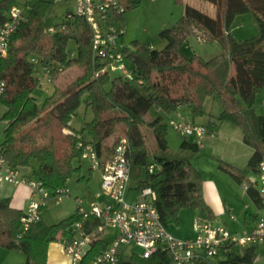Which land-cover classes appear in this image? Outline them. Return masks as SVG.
I'll use <instances>...</instances> for the list:
<instances>
[{"label": "trees", "instance_id": "trees-1", "mask_svg": "<svg viewBox=\"0 0 264 264\" xmlns=\"http://www.w3.org/2000/svg\"><path fill=\"white\" fill-rule=\"evenodd\" d=\"M20 1L0 0V25ZM177 1L185 4V10L165 31L168 46L157 52L139 42L121 48L134 72L130 79L108 69L110 57L95 53L94 31L85 17L75 14L69 18V9L63 22L51 26L47 17L56 0H26L25 17L11 37L7 56L0 61V76L6 80L1 104L7 125L0 143L5 160L21 167L32 166L36 159L35 177L49 189H56L70 184L75 175L78 181L91 177L93 168L89 167V176L82 171L84 149L78 147L80 140L94 147L103 165L114 155L120 139L126 137L131 199H147L143 191L150 187L168 228L180 225L183 209H194L203 218L214 219L215 212L204 196L203 173L192 162L202 149L201 143L184 136L179 150L172 151L170 122L160 113L185 106L194 118L202 117L207 114V99L213 97L221 110L209 116L205 123L209 131L227 122L240 128L243 141L253 148L246 166L223 159L219 166L239 182L247 179L249 195L262 205L259 187L248 174L258 172L264 160V112L255 106L257 95L264 91V0H204L214 6V13L188 0ZM119 2L127 11L141 0ZM125 12L110 16L120 28H125ZM246 12L252 14L258 33L240 39L233 34L232 25L237 15ZM192 34L204 41H217L223 51L210 58L185 55L181 48ZM167 56L172 59L164 62ZM42 67H48L53 89L41 100L34 91L39 85L37 71ZM72 67L81 68V72L68 82L60 81L62 73ZM84 100L94 116L76 129L71 122ZM152 108L156 114L149 120ZM23 215L24 209L12 206L10 198H0V246L25 253V264H47L50 243L71 241L75 237L73 226L82 219L76 208L54 223L43 219L33 222L22 233ZM251 217L256 220L251 213L245 219ZM100 224L95 215L83 220V229L94 233V238L77 264H95L108 247ZM256 257L257 245L252 244L229 253L221 264H253ZM172 263L170 253L157 250L147 257L135 251L122 254L119 264Z\"/></svg>", "mask_w": 264, "mask_h": 264}, {"label": "built area", "instance_id": "built-area-1", "mask_svg": "<svg viewBox=\"0 0 264 264\" xmlns=\"http://www.w3.org/2000/svg\"><path fill=\"white\" fill-rule=\"evenodd\" d=\"M72 1L75 9L70 10L67 16L71 18L78 14L87 19L94 31L95 53L111 58L108 65L110 71L119 72L132 79L134 72L121 50L125 45L118 42V38L122 36V33L124 34L125 29L118 27L110 18L111 13H124L125 6L119 0ZM25 7V4H14L8 12V17L0 25V61L9 52L11 37L25 17ZM198 38L202 40L201 37ZM150 47L154 46L150 45ZM37 73L38 87L41 91H48V84H53L48 67L39 68ZM5 90L6 80L0 76V103ZM170 124L183 136L192 137L199 143L209 132L208 126L203 122H182L171 119ZM82 146L84 149L81 156L82 162L87 160L91 168L98 169L101 172L102 181L101 189L92 199L87 200L82 195L74 197L77 203L76 208L81 213L82 219L73 226L75 237L64 244L66 254L74 263L81 260L94 238V233L87 232L82 227L83 220L88 215L100 218V228L115 229L113 239L104 252L94 260L95 264H119L124 254L121 246L130 243L141 246L143 250L140 253L146 257L157 250L167 251L173 258V264H198L200 261L218 255L221 251L231 253L233 246L264 243V160L260 162L258 169V185L263 203L260 215L250 230L242 234L232 233L224 225L197 215L192 221L194 235L185 238L175 235L171 228L164 224L152 199L155 193L150 187L143 191V195L148 196L147 199H131L129 195L131 166L127 156L126 137L120 139L114 155L103 165L91 144L84 145L80 140L78 147ZM2 182L14 184L25 182L32 189L33 197L24 209L22 217V233L31 223L42 219V212L51 198L72 196L69 184L49 189L40 178L24 176L19 167L11 166L5 160L0 148V183Z\"/></svg>", "mask_w": 264, "mask_h": 264}, {"label": "rangeland", "instance_id": "rangeland-1", "mask_svg": "<svg viewBox=\"0 0 264 264\" xmlns=\"http://www.w3.org/2000/svg\"><path fill=\"white\" fill-rule=\"evenodd\" d=\"M188 1L210 13L215 11L214 6L204 0ZM69 9H75V4L72 0H56L48 14V24L54 26L57 23L63 22L66 18V12ZM184 10L185 4L178 2L177 0H141L137 7L125 12V32L118 38V42L131 47L134 42L146 43L147 45H153L154 47L152 50L157 52L169 45V39L165 35V31L176 24L179 18L183 15ZM232 32L240 39L255 36L258 33V26L254 21L252 14L246 12L237 15L232 25ZM70 43L75 46L73 40ZM181 51L188 56L199 54L205 58H210L219 55L223 51V48L217 41L208 42L199 40L197 35L192 34L189 36L188 41L182 46ZM171 59V56H167L164 59V62H169ZM80 72L81 68L79 67L69 68L62 73L60 81L68 82L74 79ZM52 89L53 84H48V91H41L38 87L34 93L42 100L52 91ZM263 99L264 91L258 94L255 104L257 111L260 113L264 112ZM217 104L221 109L220 103L217 102ZM206 108L210 110L209 103H206ZM4 111L5 107L0 103V143L5 137L4 130L7 125V121L2 117ZM160 113L169 122L171 119L182 122H187L193 119L192 112L185 106L182 107L180 114L174 111L170 113L163 110H161ZM155 114L156 108H152L147 115V119H152ZM93 116L94 112L92 108L87 107L86 101L84 100L73 117L71 122L72 126L76 129H81L85 122L90 121ZM200 120L205 121L206 118ZM183 137L184 136L176 130L172 124H170L168 141L172 151L179 150ZM150 140V144H152L153 136ZM202 145V149L195 154L192 162L197 168L201 169L204 174L203 176H205L208 182H213L221 191L228 190V192L232 194L230 207L236 218L230 220V225L231 227L234 226L240 228L244 225L245 212L256 210L257 204L247 191L249 181H237L232 174L221 169L219 164L220 159H223L225 161H231L239 166H246L253 154V148L243 141L241 129L235 128L227 122L218 123L215 134L207 133L202 141ZM32 162L33 165L31 166V169L34 167L38 169V161L33 159ZM75 163L77 164L78 162L75 161ZM89 167V162L84 160L82 162V171L88 176L90 174ZM77 177L78 176L75 175L70 180L69 185L72 189L71 197H62L60 199L51 198L49 200L47 208L43 210V219L45 222L54 223L71 214L77 206L74 198L76 194H85L84 198L90 200L93 197V193L101 189L102 177L101 172L98 169L92 171L89 180L78 181ZM227 211V216L229 217L230 209ZM197 215L198 212L196 210L185 209L181 213V224L179 226H172L171 231L175 235L180 236L193 235L192 221ZM104 230V237L108 241H111L115 234V229L107 227ZM142 250L143 248L141 246L134 243L123 244L121 246V251L124 252L125 256H128L134 251L141 252ZM19 254H23V256L26 257V254L23 252H20ZM69 259L73 262L70 257ZM254 264H264V245L258 246V256Z\"/></svg>", "mask_w": 264, "mask_h": 264}, {"label": "crops", "instance_id": "crops-1", "mask_svg": "<svg viewBox=\"0 0 264 264\" xmlns=\"http://www.w3.org/2000/svg\"><path fill=\"white\" fill-rule=\"evenodd\" d=\"M25 1L26 0H21L19 2V4H24ZM206 103H209V108H210V110L207 108V114L205 116H202V117H196V118L193 117V119H191L190 121L207 123L209 116L217 115L220 113L221 109L219 108V106L217 104V100L215 98L209 97L207 99ZM210 104L212 107L210 106ZM182 107L183 106L178 107V109L175 110L174 112H177L180 114ZM203 118H206V120L205 121L200 120ZM216 128L212 129L208 133H214L215 134ZM188 138L194 140V138H191V137H188ZM204 138H203V140H204ZM201 146L203 147L202 142H201ZM228 162H231V161H228ZM233 164H235V163H233ZM19 168L21 170V173L24 176L35 177V174H34L35 168L31 169V166H21ZM198 169L201 170L200 168H198ZM248 178L250 179L251 182H253L255 185H257L259 187V185H258V179H259L258 172H250L248 174ZM245 180H247V179H245ZM247 189H248V187H247ZM96 192L97 191H95V193ZM95 193H93V196ZM76 195H80V194L78 193ZM82 196L84 197L85 194H82ZM204 196H205L206 200L212 206V208L215 212V215H216V217L214 219H209V220H211L215 223H219V224L224 225L232 233L242 234L246 230H250L253 227L254 223L257 221V219L260 215V212H261V208H262V205H258L256 203L257 204L256 210L245 212L244 225H242L240 228L234 227V226L231 227L230 220L236 218L235 214L231 211V207H230L232 194H230L228 192V190L221 191L216 186L215 183L208 182L204 176ZM4 197L10 198V203L12 206L17 207V208H21V209H25L27 207V205L29 204L31 198L33 197V194H32L31 187L25 182H20L17 184L16 183L15 184L10 183V182H2V183H0V198H4ZM229 209H230V214L228 217L227 216V214H228L227 210H229ZM184 210L185 209H183L181 211V213ZM181 213H180V224L182 222ZM247 213H249V214L251 213L254 216H256V220H254L252 217L249 218L248 220H246L245 217H246ZM42 219H43V212H42ZM193 235L181 236V237L187 238V237H192ZM178 236H180V235H178ZM64 244L65 243L63 241H53L50 243L49 248H48V262H47V264H76V263L71 262V260L69 259V256L65 252ZM256 245H257V256H258V246L264 245V243H260V244H256ZM243 247L244 246H233L232 252H237ZM20 252L18 250L9 249V248L0 246V264H25L26 257H24L23 254H19ZM228 254L229 253H227L225 251H221L218 255L211 257L208 260L200 261L198 264H221V261L224 260L228 256ZM256 259H257V257H256Z\"/></svg>", "mask_w": 264, "mask_h": 264}]
</instances>
